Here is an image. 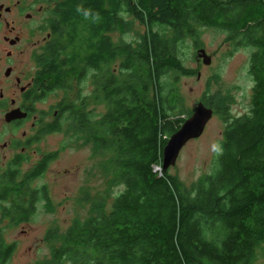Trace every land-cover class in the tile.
Here are the masks:
<instances>
[{
	"label": "trees",
	"instance_id": "trees-1",
	"mask_svg": "<svg viewBox=\"0 0 264 264\" xmlns=\"http://www.w3.org/2000/svg\"><path fill=\"white\" fill-rule=\"evenodd\" d=\"M135 20L143 33L112 40L110 32L131 30ZM198 25L251 47L253 85L240 116L225 96H201L224 127L212 169L186 187L154 166L192 112L178 86L193 71L180 47L186 39L200 46ZM54 27L57 40L40 59L47 89L88 79L91 90L62 99L66 112L52 130L72 133L93 154L108 153L110 184L121 189L107 210L97 206L61 234L47 229L44 239L56 243L33 264H253L264 240V0H59ZM47 164L21 173L12 162L0 171V215L8 225L28 220L40 199L49 207L46 186H31ZM14 249L0 227V264Z\"/></svg>",
	"mask_w": 264,
	"mask_h": 264
},
{
	"label": "rangeland",
	"instance_id": "rangeland-1",
	"mask_svg": "<svg viewBox=\"0 0 264 264\" xmlns=\"http://www.w3.org/2000/svg\"><path fill=\"white\" fill-rule=\"evenodd\" d=\"M197 27L198 48H204L210 61L204 64L196 57L197 48L191 39H186L180 47L184 55L183 64L193 70L189 75L179 77L178 86L185 106L193 110L203 94L215 95L216 98L222 95L229 99L228 107L232 115L240 116L248 112L253 85L248 73L251 47L233 44L223 30L203 25ZM144 30V25L135 20L131 30L117 29L110 32V36L115 42L132 41L138 32L143 33ZM90 90L88 79L81 83L71 79L66 89L47 95L42 106L58 98L69 101ZM96 109H103V106L98 105ZM223 127L221 117L213 113L202 133L188 140L180 149L175 163L167 171L176 176L182 186L188 187L202 174L210 172L220 151ZM38 146L44 152H56L55 158L31 182L33 188L46 186L50 205L46 208L44 200H38L28 220L15 225H8L7 219L0 215L5 241L15 243V249L5 264H33L49 256L50 247L56 241L44 239L47 229L56 228L61 234L72 221H81L96 212L97 206L102 205L103 210H107L112 198L121 189V186L110 184L109 154H93L90 144L75 141L72 133L62 130L47 134ZM32 165V160L23 162L19 170L22 173ZM253 264H264V240L255 248Z\"/></svg>",
	"mask_w": 264,
	"mask_h": 264
},
{
	"label": "flooded vegetation",
	"instance_id": "flooded-vegetation-1",
	"mask_svg": "<svg viewBox=\"0 0 264 264\" xmlns=\"http://www.w3.org/2000/svg\"><path fill=\"white\" fill-rule=\"evenodd\" d=\"M58 2L0 0L2 168L12 162L22 164L32 160L35 165L47 160L49 163L56 156V152L42 151L38 143L45 135L58 132L52 129L60 121L62 113L66 112L63 98L42 106L47 95L61 90L47 89L48 75L40 74V59L46 54L48 46L57 40L54 19ZM10 112L15 116L7 120L6 115Z\"/></svg>",
	"mask_w": 264,
	"mask_h": 264
},
{
	"label": "water",
	"instance_id": "water-1",
	"mask_svg": "<svg viewBox=\"0 0 264 264\" xmlns=\"http://www.w3.org/2000/svg\"><path fill=\"white\" fill-rule=\"evenodd\" d=\"M196 57L200 58L204 64H208L210 61V56L206 54L203 47L196 49ZM212 115V108L206 106L201 100H199L179 128L167 138L162 147L161 166H154V169L166 171L172 166L175 163L180 149L188 140L196 138L202 133L207 121ZM14 116L15 114L10 112L6 115V119L9 120Z\"/></svg>",
	"mask_w": 264,
	"mask_h": 264
}]
</instances>
